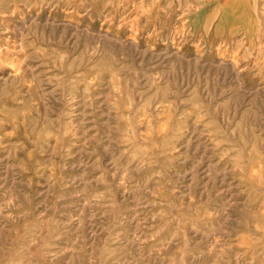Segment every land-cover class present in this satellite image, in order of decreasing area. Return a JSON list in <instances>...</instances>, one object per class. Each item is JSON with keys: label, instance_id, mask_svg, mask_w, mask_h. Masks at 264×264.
Here are the masks:
<instances>
[{"label": "rangeland", "instance_id": "1", "mask_svg": "<svg viewBox=\"0 0 264 264\" xmlns=\"http://www.w3.org/2000/svg\"><path fill=\"white\" fill-rule=\"evenodd\" d=\"M252 1L0 0V264H264Z\"/></svg>", "mask_w": 264, "mask_h": 264}, {"label": "bare ground", "instance_id": "2", "mask_svg": "<svg viewBox=\"0 0 264 264\" xmlns=\"http://www.w3.org/2000/svg\"><path fill=\"white\" fill-rule=\"evenodd\" d=\"M252 5H253V7L256 6V5H257V0L252 1ZM262 9H264V6H263ZM217 12H218V11H217ZM217 12H216V14H217ZM223 16H224V18H226L228 15H227L226 13H224Z\"/></svg>", "mask_w": 264, "mask_h": 264}]
</instances>
